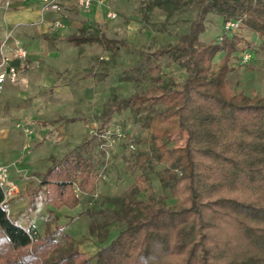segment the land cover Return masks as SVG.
<instances>
[{"label":"trees","instance_id":"1","mask_svg":"<svg viewBox=\"0 0 264 264\" xmlns=\"http://www.w3.org/2000/svg\"><path fill=\"white\" fill-rule=\"evenodd\" d=\"M176 3L152 0L147 8L169 12ZM213 14L223 23L241 21L240 29L259 38L258 48L240 29L232 38L203 42ZM104 41L87 32L67 38L77 47ZM247 49L264 56V0H202L190 32L155 54L179 62L187 73L182 85L173 88L154 63L150 88L113 100L104 112L107 121L131 112L154 143L151 152H139L136 168L144 172L109 213L124 229L90 256L67 225L44 234L20 226L0 187V264H264V96L233 90L229 79L232 62ZM20 62L12 64L18 68ZM178 131L186 132V144L170 148ZM98 162L78 151L50 166L27 194L30 205L41 199L56 210L79 206L78 194H90L100 181ZM154 163L166 166L159 179L169 196L157 197L150 184ZM142 193L147 200L139 198Z\"/></svg>","mask_w":264,"mask_h":264},{"label":"rangeland","instance_id":"2","mask_svg":"<svg viewBox=\"0 0 264 264\" xmlns=\"http://www.w3.org/2000/svg\"><path fill=\"white\" fill-rule=\"evenodd\" d=\"M96 1L102 21L87 33L103 38V44L76 47L65 41L68 32H64L55 44L32 49L31 57L22 61L18 81L0 97V165L8 169L20 190L6 201L8 214L20 226H32L40 234L47 228L67 225L66 232L90 256L124 229V224L110 214L120 207L117 200L144 172L136 168L139 152H151L154 147L149 131L136 123L131 112L114 114L109 121L104 112L114 105L113 100L150 88L148 69L154 63L173 88L182 85L187 73L179 62L155 54L176 45L190 32L202 4V0H177L174 12H168L149 10L147 3L152 0ZM110 12L117 18L109 19ZM216 17H208L203 42L223 36L225 23ZM238 33L258 48L260 40L255 34L245 29ZM249 50L238 54L241 58L249 56L248 60L232 62L230 85L248 95L255 92L264 96V59L256 61L257 55ZM8 52L12 51L8 48ZM223 56L216 57L215 66ZM118 128L125 139L104 138ZM186 140V132L178 131L169 147H183ZM78 151L99 159L97 187L90 194H78L81 204L75 208L57 211L41 199L31 206L27 194L37 187L40 174ZM165 168L154 163L149 172L157 197L169 196L159 179ZM139 198L147 200L146 193Z\"/></svg>","mask_w":264,"mask_h":264},{"label":"crops","instance_id":"3","mask_svg":"<svg viewBox=\"0 0 264 264\" xmlns=\"http://www.w3.org/2000/svg\"><path fill=\"white\" fill-rule=\"evenodd\" d=\"M59 1L63 6V13L60 16L47 9L39 0H0V46L5 44L8 52V48L12 51L17 46L22 45L21 47L24 46V48L30 50L29 56L31 57L32 51L37 48L45 49L49 46L48 43L51 42L52 45L55 44L56 39L63 36L64 32L65 34L68 32L67 36L70 37L79 32H87L96 26L97 22L102 21L101 9L96 0L93 1L92 9L87 13L80 10L74 0ZM59 17L65 25L62 29L54 28V22ZM67 38L65 39L66 42ZM256 55V61L259 57L264 59L263 55ZM252 58L250 61H252ZM241 60V56L238 55L235 62ZM21 64L22 61L18 66L19 70ZM13 85L8 84L4 92L9 86Z\"/></svg>","mask_w":264,"mask_h":264},{"label":"built area","instance_id":"4","mask_svg":"<svg viewBox=\"0 0 264 264\" xmlns=\"http://www.w3.org/2000/svg\"><path fill=\"white\" fill-rule=\"evenodd\" d=\"M44 6L50 11L55 12L59 16L63 13V6L60 4L59 0H39ZM76 6L87 13L92 9L93 0H74ZM109 19H116L117 14L110 12L108 14ZM241 21H228L224 26V35L232 38V36L240 29ZM64 22H62L61 17H59L54 22V28L62 29L64 28ZM249 56H243L242 60H248ZM29 58V52L24 47L17 46L12 50L11 53L5 51V44L0 46V97L4 92L5 87L8 84H15L19 79V69L12 64L14 60L25 61ZM110 135V137H109ZM105 139H125L126 135L122 133V130L118 128L115 131V134H108L104 136ZM133 148V145L130 146ZM0 187L4 190L5 201H9L20 194L19 187L17 184L10 178L8 169L0 165Z\"/></svg>","mask_w":264,"mask_h":264}]
</instances>
